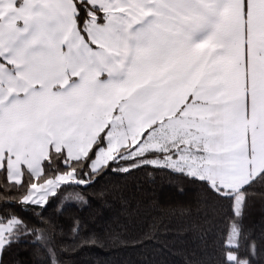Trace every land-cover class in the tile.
<instances>
[{
    "label": "snow or ice",
    "instance_id": "1",
    "mask_svg": "<svg viewBox=\"0 0 264 264\" xmlns=\"http://www.w3.org/2000/svg\"><path fill=\"white\" fill-rule=\"evenodd\" d=\"M85 93L99 105L86 124L0 146V192L23 194L0 202V264L25 244L62 264L37 217L69 188L135 172L214 204L202 264H264V231L245 223L264 190V0H0V126Z\"/></svg>",
    "mask_w": 264,
    "mask_h": 264
},
{
    "label": "trees",
    "instance_id": "2",
    "mask_svg": "<svg viewBox=\"0 0 264 264\" xmlns=\"http://www.w3.org/2000/svg\"><path fill=\"white\" fill-rule=\"evenodd\" d=\"M4 182L0 177V187ZM77 193L83 200L74 198ZM22 196L6 190L0 202L19 203ZM219 220L197 185L165 173L135 172L106 178L87 191L67 189L35 226L38 234L55 238L62 264H202ZM245 223L257 236L264 231V190L249 200ZM37 252L25 244L7 259L9 264H36Z\"/></svg>",
    "mask_w": 264,
    "mask_h": 264
},
{
    "label": "rangeland",
    "instance_id": "3",
    "mask_svg": "<svg viewBox=\"0 0 264 264\" xmlns=\"http://www.w3.org/2000/svg\"><path fill=\"white\" fill-rule=\"evenodd\" d=\"M98 107L91 93L70 99L52 97L42 107L5 116L0 126V146L33 147L38 139L43 140L46 133L67 135L64 129H69L70 125L86 124Z\"/></svg>",
    "mask_w": 264,
    "mask_h": 264
},
{
    "label": "crops",
    "instance_id": "4",
    "mask_svg": "<svg viewBox=\"0 0 264 264\" xmlns=\"http://www.w3.org/2000/svg\"><path fill=\"white\" fill-rule=\"evenodd\" d=\"M96 110V109H95Z\"/></svg>",
    "mask_w": 264,
    "mask_h": 264
}]
</instances>
